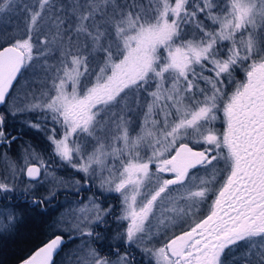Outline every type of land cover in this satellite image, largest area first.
<instances>
[{
  "label": "snow or ice",
  "instance_id": "1",
  "mask_svg": "<svg viewBox=\"0 0 264 264\" xmlns=\"http://www.w3.org/2000/svg\"><path fill=\"white\" fill-rule=\"evenodd\" d=\"M13 14L24 27L0 41V200L18 202L0 235L17 209L50 215L61 192L83 205L21 264H57L71 245V264H225L242 244L257 252L243 264H264V0H0V18ZM38 61L42 102L14 97ZM22 128L45 133L50 159ZM61 167L80 180L53 185ZM177 200L188 207L169 219Z\"/></svg>",
  "mask_w": 264,
  "mask_h": 264
},
{
  "label": "trees",
  "instance_id": "2",
  "mask_svg": "<svg viewBox=\"0 0 264 264\" xmlns=\"http://www.w3.org/2000/svg\"><path fill=\"white\" fill-rule=\"evenodd\" d=\"M28 70V68H25L22 70V73H25ZM21 73V75H22ZM20 75V76H21ZM238 80L243 79V74H240L237 77ZM20 80V77H19ZM38 114L33 116H29L28 118L31 120L33 118L35 119H41ZM219 123L217 127H219ZM17 128H20V126L17 124ZM48 128H51L52 125L49 123L47 125ZM21 132H27L28 135L24 136V140L30 141L33 146L35 147L36 151L44 156L45 159H50L49 153L51 152V148L46 140L45 133L43 132H37L34 129H28V128H22L20 129ZM223 168V165H219L217 170H210L208 173L201 172L198 175L201 179H205L208 181H212L213 177L216 176V171H219ZM1 170V168H0ZM51 171V169H50ZM54 175L57 176H65L74 180H80V176L77 175L72 169L67 167H61L58 168L55 172H53ZM218 178V177H217ZM82 182V181H81ZM88 191H84L81 193V196ZM91 194V192H88ZM116 198V199H115ZM21 200L23 198H20ZM77 197L71 196L67 192H61L60 195L56 197L55 200L52 201V204L49 205L50 211H52L51 208L55 206H62L64 202L67 204H72V201L76 200ZM18 201H2L0 200V209H12V205L16 204ZM108 202L116 206V212L118 210V199L116 196H110L108 198ZM26 210H31V208L25 206L23 208L17 209V223H16V229L13 230V233L9 235H2L0 237V264H16L23 258H25L27 255H29L34 249L39 247L42 243H44L48 236L44 235L39 240H33L34 236L36 234H40L43 226H45V222L43 223L40 215L37 219H34V221H30V218H27L24 216L23 213H25ZM22 212V213H21ZM35 214H38V212L33 211ZM54 220L51 216L48 218V222L46 223V226L50 224V222ZM43 225V226H42ZM49 226V225H48ZM113 229H115L116 225L113 224L111 226ZM174 231H179V229H175ZM77 244H79V241H77ZM256 244H259L257 242ZM264 245V242L261 244ZM75 248V245H71L68 248H65L57 257L56 261L57 264H71V261L75 259V253L72 251ZM237 249V248H236ZM233 249L232 252L225 258V264H243V257L245 253H248L250 258L253 259V261L256 260L257 252L255 247H251V251L249 246H246L242 244L238 250ZM22 250V251H21ZM123 250V249H122ZM21 251L18 255H13L14 252ZM130 251L133 252V254L136 256L138 261H141V255L138 256V251L135 248L130 249ZM141 264H147L145 260H142Z\"/></svg>",
  "mask_w": 264,
  "mask_h": 264
},
{
  "label": "rangeland",
  "instance_id": "3",
  "mask_svg": "<svg viewBox=\"0 0 264 264\" xmlns=\"http://www.w3.org/2000/svg\"><path fill=\"white\" fill-rule=\"evenodd\" d=\"M145 3H147V0H145ZM24 24H23V20L22 18L17 15V14H13L11 17L5 15L2 18H0V41H2L5 38V35L7 36H13V35H18L19 31L21 29H23ZM53 33H48V37L47 39L49 41H52L53 39ZM43 38V37H42ZM53 52L55 51L54 48L51 49ZM48 64H52L54 63V61L52 59H49ZM41 64L42 61H38L36 63H34L32 65V67H28V70L25 73H22V75L20 76V80L19 83L16 85V92L14 93V97H19V98H23L25 93H29L30 97L31 94H35L36 99L33 100V103H41V94L46 92L47 89L43 88V87H38L39 85L43 84L44 82V71L41 68ZM91 67V65H90ZM86 83V82H85ZM134 97L133 95L130 93L128 98H127V102L128 103H132ZM38 114V113H37ZM39 116V114L37 115ZM40 117V116H39ZM42 118V117H40ZM223 165V164H222ZM6 167V163L3 159H0V168L1 170H3ZM210 171V170H209ZM49 179L51 180L52 184L55 185L56 180L58 179H63L65 181H68L69 184H71L72 181H75L74 179L65 177V176H57L54 175L53 173L51 174V176L49 177ZM199 181H196V183H198ZM183 190H181V194H182ZM91 195L88 192H85L81 197L85 199V203H87V196ZM118 199V210H117V214H119L120 212V198L118 196H116ZM116 199V198H115ZM110 203V202H108ZM189 202H185V203H181L179 200H177L175 207L177 208V213L176 214H172L169 219H177V216L180 212V210H183L185 208L188 207ZM83 205H78L75 203L72 204H67L66 202H64L62 204V206H55L52 209V211H50V215H40V214H35L33 211L31 210H26L24 214L25 217L30 218V221H34V219H37L40 215V218L42 220V222H45V226H43L40 234H36L33 238V240H39L42 237H44V235H47V233L49 232V224L46 226V223L48 222V218H50L51 216L53 217V219H56L58 217L61 216V214H66L67 218H70L73 214H80L79 210L80 208H82ZM174 207V205L171 204H166L164 208H162L160 210V213H158L157 217L153 219L152 223L154 226H159L160 228H162V225L159 224V222L161 220H165V216L163 215V213L167 212V213H171L172 208ZM11 210L8 209H0V219H3V217ZM22 213V212H21ZM16 229V227L14 228V230ZM154 231L157 230L156 227H154L153 229ZM175 230V229H173ZM13 233V231L9 232H5L3 235H9ZM2 235H0L1 237ZM259 242V245H261L263 242H261L259 239L255 240L253 242V245H257L256 243ZM143 246V245H142ZM151 246V245H148ZM159 246V245H156ZM264 246V245H262ZM136 249V248H135ZM137 250V249H136ZM22 251V250H21ZM21 251H17L14 252L13 255H18L20 254ZM138 251V250H137ZM138 256L141 255V253L138 251ZM80 255H83V253H80ZM143 260H145L147 262V258H144Z\"/></svg>",
  "mask_w": 264,
  "mask_h": 264
},
{
  "label": "water",
  "instance_id": "4",
  "mask_svg": "<svg viewBox=\"0 0 264 264\" xmlns=\"http://www.w3.org/2000/svg\"><path fill=\"white\" fill-rule=\"evenodd\" d=\"M37 249H38V247H37L36 249H34L29 255H27V256H26L25 258H23V259L28 258V257H29L32 253H34V251L37 250ZM23 259H22V260H23ZM22 260H20V261L17 262L16 264H21V261H22Z\"/></svg>",
  "mask_w": 264,
  "mask_h": 264
},
{
  "label": "flooded vegetation",
  "instance_id": "5",
  "mask_svg": "<svg viewBox=\"0 0 264 264\" xmlns=\"http://www.w3.org/2000/svg\"><path fill=\"white\" fill-rule=\"evenodd\" d=\"M239 248H237L236 250H238Z\"/></svg>",
  "mask_w": 264,
  "mask_h": 264
}]
</instances>
